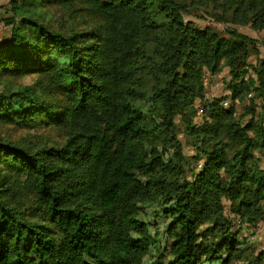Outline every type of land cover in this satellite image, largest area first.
Listing matches in <instances>:
<instances>
[{"label": "trees", "instance_id": "1", "mask_svg": "<svg viewBox=\"0 0 264 264\" xmlns=\"http://www.w3.org/2000/svg\"><path fill=\"white\" fill-rule=\"evenodd\" d=\"M189 1H8L0 126L41 136L0 138V264H143L154 243L143 216L153 205L167 243L151 264H264V248L250 258L234 229L235 217L264 218L255 103L264 101V44L195 25ZM209 6L215 21L264 30V0ZM60 9L87 15L64 29L53 18ZM222 67L231 100H249L245 120L233 103L204 100L206 72ZM30 74L34 86H14ZM50 129L63 141L43 136Z\"/></svg>", "mask_w": 264, "mask_h": 264}, {"label": "rangeland", "instance_id": "2", "mask_svg": "<svg viewBox=\"0 0 264 264\" xmlns=\"http://www.w3.org/2000/svg\"><path fill=\"white\" fill-rule=\"evenodd\" d=\"M9 0H0V41L6 39L10 35V26L5 23V18L9 16L8 8L6 7ZM190 2V1H189ZM213 0H192L190 2V10L186 14V19L191 20L195 25L199 27L211 26L215 28L220 33H225V31L230 29H236L237 31L252 36L258 39L262 44H264V30H256L250 25H241L234 23H220L211 18L210 13L213 11V8L209 6L212 4ZM81 14L87 15V12L80 11ZM81 14L78 12H70L66 9H60L53 16L55 20H60L56 23V26H59L61 23L64 29H68L71 25L75 26L77 23L82 21ZM60 27V26H59ZM226 34V33H225ZM260 58H264V45L260 46ZM252 62H255V57L251 59ZM231 80L229 71L227 67H222L219 72L210 73L206 72L205 75V97L204 100L211 101L214 98L222 99L223 106L229 107L233 103L237 115L245 120L249 115H244L245 108L248 106L249 100L245 101H232L231 94L228 90V83ZM37 81L36 75H27L24 78L17 79L13 82L14 86H34ZM255 103L257 105V112L259 116H262L264 121V101H261L260 98H256ZM196 115H194L193 120L197 125H201L204 120V103L203 101L197 100L195 102ZM181 129L183 128L179 124ZM184 131V130H183ZM43 133V136H48L50 140L63 141L62 133L50 129L46 130ZM34 134V136H32ZM41 135H36L34 131H28L24 129H17L11 126H0V138L11 139L17 142H27L32 139L37 140ZM180 138L184 143V152L188 156V161L191 167L195 166V161L192 158L193 155V146L189 144V136L185 132H181ZM199 168V166L197 167ZM189 170V168H188ZM26 203L30 202L29 199L25 201ZM228 204V202L226 201ZM160 209L157 206H150L145 214L144 219L148 222L150 231L153 235L154 243L152 244V249L149 255L145 258L143 264H151L154 260V257L157 255V249L163 248L166 246L167 238L165 236V229L167 226V220L164 217L163 213L155 214L156 211ZM235 230L239 231V236L244 238L246 245L249 247V257L257 255V253L264 248V218L259 220L256 224H245L242 223L238 218L235 217ZM242 264V262H240Z\"/></svg>", "mask_w": 264, "mask_h": 264}]
</instances>
